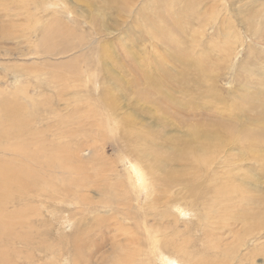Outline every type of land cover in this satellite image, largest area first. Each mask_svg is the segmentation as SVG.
I'll return each mask as SVG.
<instances>
[{
    "label": "rangeland",
    "instance_id": "obj_1",
    "mask_svg": "<svg viewBox=\"0 0 264 264\" xmlns=\"http://www.w3.org/2000/svg\"><path fill=\"white\" fill-rule=\"evenodd\" d=\"M94 1L0 0L22 13L0 20V147L22 133L42 156L26 163L55 169L0 195L1 263L264 264V172L233 162L250 149L259 168L264 134L184 139L188 115L264 114V0ZM126 160L148 186L133 188Z\"/></svg>",
    "mask_w": 264,
    "mask_h": 264
},
{
    "label": "bare ground",
    "instance_id": "obj_2",
    "mask_svg": "<svg viewBox=\"0 0 264 264\" xmlns=\"http://www.w3.org/2000/svg\"><path fill=\"white\" fill-rule=\"evenodd\" d=\"M146 1L147 0H145V1L144 0H141L139 2L141 3V5H143V3H145ZM183 1L186 4H188V2H189V0H183ZM227 1H229L232 4H233V2H235V0H225V2H227ZM94 2L96 4H102V0H98V1L95 0ZM110 3H111V0H106V3L104 5V7H102L103 6V4H102V6H101L103 8V9H101L102 10V13H105L106 11L113 13L112 8L110 7ZM6 8L7 7H5L3 9V11H0V20L3 17H5V18L12 17V18H16L17 20H19L18 19L19 16L20 15L22 16L21 10H19L18 8H13V9H11V8H7L6 9ZM179 9H181V8H179ZM155 10H158V8L155 9ZM155 10H152L154 16H156L158 14L157 11H155ZM184 10H185V8L183 7V11ZM145 17H147L146 14L145 13H141V17L139 18V20L142 21V20H144ZM90 18H91L92 21L97 22V23H99V21H100V18L98 19V18L95 17V14H94V16H90L89 19ZM134 22H136V21H134ZM130 23H128V24H130ZM132 23H133V21H132ZM99 29H100L99 35L100 36H104L106 33L105 32H102L101 31L102 30L101 28H99ZM95 30L97 32V29L96 28H95ZM129 31L130 30L128 29L127 30V33H129ZM141 34H142V32H141ZM103 64H105V66H106V63H103ZM133 68H131V69H133L132 72H134V70L135 71L137 70L136 71V74H139V76H140L139 69H137L135 67H133ZM126 69H127V72H130V70H131L129 68H126ZM127 74L129 75V73H127ZM134 80H136V82H141V80H138V79H134ZM130 82L135 83V81H130ZM259 82H261V81H259ZM151 83L154 86L157 87L156 84H154L153 82H151ZM260 84H263V83L261 82ZM262 87H259L258 88L257 94H258V92H260V94L264 97V88H262ZM260 88H261V90H260ZM118 93L119 92H117V94ZM253 99L257 100L256 97H254ZM221 102L222 103H226V101L224 99H221ZM257 102L258 101H256V103L254 104L255 106L258 105ZM262 103L264 104V101ZM250 108L252 109V106H250ZM174 109H176V107H174ZM135 115H136L135 113L129 112L128 117L131 120L129 121V118L123 119V121H120L119 122V126L120 127L127 126V129L128 128L131 129V127L133 126L131 123H133L134 116ZM242 116L247 119V123H246L245 120L242 122V120H241V117ZM226 117H228V116L225 115L224 118L218 119V121H223L225 124L218 122V124L215 125V121H212L211 118H209L207 116H203V115H188L187 116V126H188L187 128H190V132H189V134L187 136L184 137V139L198 138L201 142L209 144V143H211V140H210L209 137L210 136H216L215 139H214V141H220L221 140V142H224V141H227L228 142V141L232 140V143H235V142L238 141V139H239L240 136L245 135L246 136V140L250 144H252V145H254L256 147H259L258 146V143H257V139H262V136L264 134V124H263V122H264V114H262V115L261 114L252 115V114H250L248 112V113H245V114H238L236 116V118L225 119ZM142 119L143 118H141V120ZM151 122H150V125L152 127H154L156 124H153V122L152 123ZM246 124H249V125L254 126V129H252V130H250L248 132H244L245 131V128H246ZM0 125H3L1 127V130H0V132L3 133V128L5 127V125L2 122H0ZM137 128H138V126H137ZM140 128H141V126H140ZM187 130H185V131L187 132ZM147 131L145 130L144 132H141V133H145L146 134V133H149V132H151V133H155L156 132L155 135H154L155 138H159L160 137V133L158 131H151V130H147ZM21 138H22V133H18L15 136L13 142L10 141L9 143H7L6 146H5V148L0 147V177L3 176L2 177V184H1V186H3L5 188V191L1 192L0 195L3 194V193H10V194L13 193L12 187H14L15 185H17V183H14V176H15V178L16 177H20L21 176V173H23L25 176L26 175H31V177L33 175H37V174H41L42 175V171H41L42 169H46V172H47V175L46 176H50L53 173V171L55 170V169H51V168H48V167L37 166V164L32 163L30 161L32 164H34L33 165V168H31L26 163V161L28 160V158L34 159L35 157H38L39 159H41L42 158L41 152L33 154V152H34L35 149L37 151L39 149L31 141H26L24 143H18V141L21 140ZM251 139L253 140V142H250ZM263 145H264V142L260 146H263ZM31 147H33L32 150H31ZM66 150L67 149L64 148V149L58 150L57 153L58 154H61V155H67V156H71V157H77L76 155H80V154L81 155H86V153L89 151L88 149H85V150H82V151H76L75 152L76 155H75L74 153L67 152ZM90 150L92 151V155H91L90 158H86V160L87 159L93 160V159L96 158L95 154H93V149L91 148ZM104 150L106 151V149L105 148L103 149V151H102L103 154H105L104 153ZM249 153H250V149H244L242 151H239V155H238L237 159H234L233 160V162H235L239 166L240 173L244 169L251 170L254 175H257V173L260 170L264 172V154L261 155V157L259 159V161H260L259 164H258L259 168H255L254 169L253 158L255 156V152L252 151L250 153V155H249ZM248 155H249V157H248ZM225 156H227V153H225ZM84 157L85 156H83V157L78 156L77 158H84ZM232 157H233V152L230 153L227 158H232ZM46 158L48 159L50 157L49 156H46ZM23 161H25V162H23ZM100 162L101 161L99 160V162H95V163H93V165H97ZM126 163L128 165V174L130 175V173H131L132 177L135 179V184H133V181L131 180V183H132L133 188H136V187L143 188L144 186H148V182L144 179L145 178V173L144 172H141V171L134 170L136 168V165L133 164L130 160H126ZM20 164L23 165V166H21ZM82 165H88V164H83L82 163ZM58 177L59 176L55 177V179H57ZM244 177L246 179L251 178L250 176H244ZM141 193H145V192H142L141 191ZM6 198H7V196H5V197L4 196H0V200H2V201H5ZM52 200H54V199L49 198V201H52ZM56 202H58V200ZM2 204H3V202H2ZM5 213H6V211H5ZM236 216H240V215H236ZM1 217L2 216H0V218ZM1 223H2V220H1ZM232 223H233V229L234 230H237V226L238 225L239 226H242L244 224V222H240L239 220H232ZM224 231H226V230H224ZM0 232L2 234H4V235L7 234L6 231H5V227H3L2 224H0ZM60 250H61V248H60ZM95 251L98 254V252L100 250L96 248ZM112 252H114V250H112ZM2 253L3 252H2V248H1V244H0V264H2L1 263V261H2ZM69 253H70V251H69ZM68 256H66V257H68ZM52 259H55V261H57V264H58V260L53 255H52ZM61 259H62L61 264H74L75 262H77V261H75L74 255H73V261H71V258H66L67 260L64 259V258H61ZM110 261H112V262L109 263V264H118V263H116L115 260H110ZM94 263L97 264V261L94 262ZM162 264H170V262L166 261V263H163L162 262Z\"/></svg>",
    "mask_w": 264,
    "mask_h": 264
}]
</instances>
